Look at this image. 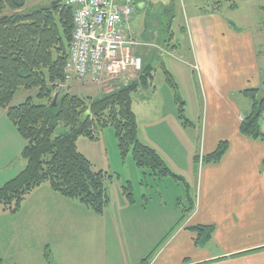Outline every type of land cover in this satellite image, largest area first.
Here are the masks:
<instances>
[{"label": "crops", "instance_id": "obj_1", "mask_svg": "<svg viewBox=\"0 0 264 264\" xmlns=\"http://www.w3.org/2000/svg\"><path fill=\"white\" fill-rule=\"evenodd\" d=\"M142 6L135 2L133 26ZM222 10V5L202 10L187 26L190 56L196 62L190 67L201 82L198 89L191 74L193 87L189 81L190 89H185L195 109L187 116L189 124L169 111L158 126L157 142H148L174 173L188 185L192 180L195 202L188 217L178 222L179 214L169 218L157 209L150 211L137 205L135 193L129 201L120 190L110 193L103 212L96 214L43 183L18 211L0 212L1 264H52V258L58 264H138L149 254V264H264V114L261 140L239 131L250 107L243 91L264 84V66L258 63L251 33ZM143 31L138 35L142 41ZM138 91L145 102L153 95ZM220 141L228 142L220 161L203 163L202 157ZM23 146L0 108V186L25 166ZM147 177L154 178L140 171V185L142 179L148 184ZM145 195L143 191L140 198L146 200ZM197 225L213 227L211 238L201 245L189 229ZM166 232L165 240L147 252L145 238L152 234L164 239ZM73 236L82 237L73 243ZM72 246L75 254L69 252Z\"/></svg>", "mask_w": 264, "mask_h": 264}, {"label": "trees", "instance_id": "obj_2", "mask_svg": "<svg viewBox=\"0 0 264 264\" xmlns=\"http://www.w3.org/2000/svg\"><path fill=\"white\" fill-rule=\"evenodd\" d=\"M234 5L235 2L231 4ZM71 32L72 12L63 2L55 7L50 3L29 9L27 0H0V108L24 140L21 157L25 160V166L0 186V212L15 213L36 187L46 183L60 195L101 214L109 202L105 184L108 175L93 168L78 151L76 141L80 136L96 139L107 127L114 129L120 155L124 158L130 153L143 175L171 177L188 185L155 149L138 138L132 97L139 86L147 87L152 81L151 68L141 71L138 81L98 96L82 97L61 89L52 104L54 93L64 82ZM19 89L35 91V96L12 104ZM243 94L250 100V107L242 117L239 131L261 140L264 84L246 89ZM176 99L179 119L186 126L189 121L182 114L183 103ZM227 148L228 142L220 141L212 153L202 157V162L220 161ZM198 160L196 155V164ZM122 192L133 201L129 187L123 186ZM192 205L190 200V210ZM189 229L196 234L197 245L209 240L213 232L212 226ZM151 258L149 254L138 264H149Z\"/></svg>", "mask_w": 264, "mask_h": 264}, {"label": "rangeland", "instance_id": "obj_3", "mask_svg": "<svg viewBox=\"0 0 264 264\" xmlns=\"http://www.w3.org/2000/svg\"><path fill=\"white\" fill-rule=\"evenodd\" d=\"M52 1L54 0H27V7L37 9L49 5ZM135 2H141L143 6L136 13L138 17L134 22V30L137 37L140 35L141 28L144 29L143 34L146 35L144 41L137 38L140 43L137 47V54L142 59V73L151 68L153 74V79L147 87L139 86L143 92L153 94L147 101L149 104L142 101L143 97L139 91L132 97V107L137 117L138 138L144 144L157 142L158 126L167 118L169 111L173 112L174 117L176 116L179 120V105L176 98L183 103L182 114L185 118L189 112H191V116L195 112L189 99L190 95L185 92V89H190L189 81L193 87L191 74L194 81L196 80L198 89L201 87V82L197 78V72L190 67V64L195 61L190 56L187 26L199 17L197 13L200 11L213 5H222L224 17L233 20L245 31L251 33L258 63L260 66H264V0H135ZM233 2L237 3L238 7H231L233 10L230 11L229 7ZM200 19L203 18L200 17ZM110 88L116 90L117 86L67 80L65 76L61 86V89H67L82 97L98 96L112 91ZM28 96L34 97L35 91L26 92L19 89L12 104L22 103ZM191 107L194 110H189ZM194 124L197 126V122ZM78 138L76 143L78 151L90 160L95 170H102L108 175L105 181L108 196L110 193L112 195L119 190L123 191V186H127L132 194L135 193L137 205L144 206L150 211L157 209L169 218L179 214L178 222H182L188 217L189 198L195 202V187L192 180L186 186L183 182L171 177H147L148 184L146 180L142 179L143 185H140L138 178L142 170L134 164L130 153L124 158L120 155L112 127L105 128L96 139L83 136ZM148 146L151 147L150 144ZM143 191L146 192V200L140 198ZM165 234L164 239L163 237H154L152 234L146 237L147 252L152 250L158 242H163L168 233ZM81 237L73 236L71 240L76 243ZM59 251L56 249V254ZM69 252L75 254L76 247L72 246ZM52 264H58L55 258H52Z\"/></svg>", "mask_w": 264, "mask_h": 264}, {"label": "built area", "instance_id": "obj_4", "mask_svg": "<svg viewBox=\"0 0 264 264\" xmlns=\"http://www.w3.org/2000/svg\"><path fill=\"white\" fill-rule=\"evenodd\" d=\"M64 4L72 12L65 79L117 88L138 81L143 66L132 25L134 0H64Z\"/></svg>", "mask_w": 264, "mask_h": 264}, {"label": "water", "instance_id": "obj_5", "mask_svg": "<svg viewBox=\"0 0 264 264\" xmlns=\"http://www.w3.org/2000/svg\"><path fill=\"white\" fill-rule=\"evenodd\" d=\"M63 1H64V0H54V1L51 2V5H52L53 7H55L57 4H60V3H62ZM60 92H61V87H59V88L57 89V91L54 93V95H53V99H52V104H55V103H56V100H57L58 95H59Z\"/></svg>", "mask_w": 264, "mask_h": 264}]
</instances>
